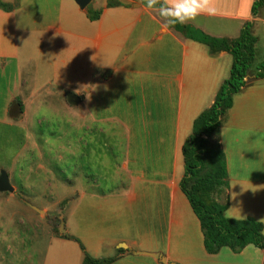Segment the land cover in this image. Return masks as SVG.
Here are the masks:
<instances>
[{
  "label": "crops",
  "instance_id": "obj_1",
  "mask_svg": "<svg viewBox=\"0 0 264 264\" xmlns=\"http://www.w3.org/2000/svg\"><path fill=\"white\" fill-rule=\"evenodd\" d=\"M0 1L14 6L0 9V129L10 137L25 135L10 158L19 178L14 192L49 162L37 157L46 136L54 134L47 131L49 118L33 115L40 106L66 114L58 143L82 168L78 183L73 181L77 194H60L42 208L50 215L62 205L63 232L53 233L44 217L16 203L20 209L7 219L10 225L14 216L36 220L27 226L39 228L36 239L46 243L37 264H81L84 252L94 259L117 256L110 264H264V250L253 245L208 254L199 220L179 186L182 144L229 77V53L210 54L205 44L164 28L159 6L171 0H156L151 8L146 0H114L119 5L111 7L108 0H90L84 9L73 0ZM253 2L209 0L214 14L202 11L182 25L194 37L233 39L252 21L257 49L264 45V7L253 16ZM87 10L100 15L90 20ZM253 72L223 113L218 140L227 170L224 215L261 222L264 235V78L255 79ZM68 92L82 96L78 105L67 104ZM13 101L21 104L22 117L23 104L32 105L26 124L22 117L9 118ZM33 125L46 132L37 133ZM27 138L35 146L29 158L18 159ZM33 158L41 161L34 170ZM58 182L71 186L69 180ZM18 238L19 232L12 235ZM18 243L11 248L0 240V264H32V251L29 256Z\"/></svg>",
  "mask_w": 264,
  "mask_h": 264
},
{
  "label": "trees",
  "instance_id": "obj_2",
  "mask_svg": "<svg viewBox=\"0 0 264 264\" xmlns=\"http://www.w3.org/2000/svg\"><path fill=\"white\" fill-rule=\"evenodd\" d=\"M117 5L119 3L114 0L107 2L108 7ZM13 7V4L0 1V9L4 11H10ZM261 7H264V0H254L252 15L255 16ZM99 15L100 11L93 13L87 10L90 20L97 19ZM172 27L184 36L205 44L210 54L224 51L232 57L229 77L220 85L210 107L194 119L191 133L182 144L184 173L179 186L199 220L204 249L208 254H216L224 247L238 253L248 245L264 250L261 222L253 218L235 220L224 215L227 208V170L218 140L221 117L230 108L233 95L245 85V78L255 60L257 38L253 35V22H246L239 36L233 39L203 34L194 37L185 25ZM253 77L264 78V60L256 65ZM62 236L77 241L68 235ZM83 254L81 264H110L117 258L94 259L85 252Z\"/></svg>",
  "mask_w": 264,
  "mask_h": 264
},
{
  "label": "rangeland",
  "instance_id": "obj_3",
  "mask_svg": "<svg viewBox=\"0 0 264 264\" xmlns=\"http://www.w3.org/2000/svg\"><path fill=\"white\" fill-rule=\"evenodd\" d=\"M257 35H260V30H257ZM264 60V45L261 41L260 45L256 49V55L255 60L250 66V71H254L256 65H258L260 62ZM63 104V101H62ZM24 111L26 113L25 117H22V122L26 124L29 120V111L32 109V105L26 102L23 104ZM63 107L66 109L65 105ZM41 106L34 110L33 115L35 117H42L46 116L50 119V123L47 126V131L52 132L54 134L47 135L46 139L47 141L45 143H42L44 147H42L43 150L39 151L37 153V157H42L43 160H48V165H46V168L44 167V170H40L37 174H33V181L31 183H26L25 181H21V186H18L17 192L15 193H0V230L2 231V234L0 235L2 238H0L1 242L4 243V246L12 247L14 242L18 243L20 248H23V252L29 255V253L32 251L33 258L31 259L32 264L39 263V259L43 256L46 250V243L43 242V238L40 237L36 239L37 234L39 233V228L36 227V229L33 231V227H30L27 224L29 223H35L36 220L34 219H27L26 217H22L21 219L18 218V216H12V224L10 225V221L7 220L11 217L14 212H16L20 208H16V205H21L25 210L31 211L32 215H38L44 217L43 222L46 224L51 225L53 233L57 234L59 232H63L64 225L62 223V215L64 217L66 216L65 213H63L62 205L55 206L53 210V214L47 213L46 210H43L42 208L46 204H51L52 202H57V197L60 194H69L70 196H75L78 192V184H76L73 181H76L78 183L79 174L82 172V168L78 166V159H71L68 158V156L65 155V153L62 152V144L58 143L59 137L62 138V136H59V132L63 131L64 126V117L66 118V114L58 113L56 110H50L49 107L46 109L41 110ZM53 108V107H52ZM77 108L72 107L71 110H76ZM64 111V110H63ZM67 120V119H66ZM76 121V120H75ZM22 123V124H23ZM40 127L43 126V124L39 125ZM33 130L38 133L46 132L45 127L44 128H36L34 125L32 126ZM73 131L72 129H70ZM29 131V130H28ZM20 133L19 135H15L14 137H10L9 133H6L4 130L0 129V170H5L8 173L9 182L13 188L17 187L16 181L19 179H15V167L13 166L14 160L10 158L14 155L16 146H18L19 141L24 139L23 132L18 131ZM75 137H71V146L73 143V140ZM63 142V141H62ZM35 146L34 142L31 144L30 140L27 138L25 141V144L23 146V149L21 151V156L19 158H29L31 155V147ZM49 150V151H48ZM35 158L31 159L33 166L31 167L32 170L36 168V165L38 163H41L40 160H34ZM25 160V159H24ZM28 161V162H31ZM6 163V165H4ZM57 166V167H55ZM27 171L29 168H26ZM58 169L62 173H58ZM64 174V175H63ZM88 174V173H87ZM83 175V174H82ZM12 177V178H11ZM21 179V178H20ZM69 180L71 181V186L68 187V185H63L62 188L59 186L61 183L58 181L62 180ZM46 181L43 183V186L41 183L38 184L40 181ZM48 182V183H47ZM30 184L33 188L30 189ZM14 185V186H13ZM49 186L46 187L45 186ZM22 186L24 187L22 189ZM16 189V188H15ZM14 189V190H15ZM67 190V191H66ZM23 191V192H22ZM23 193L22 196H20V193ZM50 197H53L52 199ZM11 201V202H9ZM18 207V206H17ZM37 211H36V210ZM62 211V212H61ZM17 217V218H16ZM39 221L42 223L41 217H38ZM22 220V225L18 223L19 220ZM29 229V230H28ZM17 232L21 234V238L12 239V235L14 234L16 236ZM2 247H0V256H2V251H4ZM27 251V252H26ZM20 253L17 255V258H19ZM31 256V255H29ZM19 264V263H17ZM22 264H30L29 261L23 260Z\"/></svg>",
  "mask_w": 264,
  "mask_h": 264
},
{
  "label": "clouds",
  "instance_id": "obj_4",
  "mask_svg": "<svg viewBox=\"0 0 264 264\" xmlns=\"http://www.w3.org/2000/svg\"><path fill=\"white\" fill-rule=\"evenodd\" d=\"M156 0H146L147 7H153ZM207 11L214 14L215 9L209 7V0H171L170 4H162L159 6V15L165 19L164 28L183 24L187 20L194 19L200 12ZM236 193H231V197H235ZM244 219V216L237 217Z\"/></svg>",
  "mask_w": 264,
  "mask_h": 264
},
{
  "label": "water",
  "instance_id": "obj_5",
  "mask_svg": "<svg viewBox=\"0 0 264 264\" xmlns=\"http://www.w3.org/2000/svg\"><path fill=\"white\" fill-rule=\"evenodd\" d=\"M80 9H84L90 0H73ZM82 96H77L74 93H66V102L70 106H76L80 103ZM8 116L12 120L20 119L22 111L20 104L16 101L11 102L8 110ZM14 188L11 186L8 174L5 170H0V193H13ZM36 210V209H35ZM37 211V210H36Z\"/></svg>",
  "mask_w": 264,
  "mask_h": 264
}]
</instances>
